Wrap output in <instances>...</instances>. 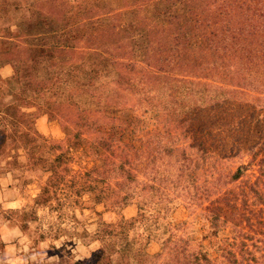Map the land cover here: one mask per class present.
I'll return each mask as SVG.
<instances>
[{"label":"rangeland","instance_id":"rangeland-1","mask_svg":"<svg viewBox=\"0 0 264 264\" xmlns=\"http://www.w3.org/2000/svg\"><path fill=\"white\" fill-rule=\"evenodd\" d=\"M34 1L0 0V52L12 48L9 31L14 30L15 23H28L40 15L38 11L29 9ZM120 1L127 8L123 9V15L103 19H106V24L122 25L124 30L121 27L117 30L107 29L104 34L105 46H109L115 56L130 58L127 54L136 55V52L141 56L144 54L142 43L138 42L141 34L144 35L142 40L155 41L157 38L159 41L163 39L160 33L162 28L150 25V29L145 31L144 27L152 24V18L148 22H139L138 12L128 5L134 0ZM108 3L114 5L112 0H108ZM171 3L166 0L153 8L152 14L161 12L174 15L176 9ZM189 31H194L192 25L183 24L185 37L174 41L173 47L176 44L180 49L184 47L190 58H198L204 52L212 55L214 50L210 44L200 39L203 44L197 48L198 38L194 37L195 32L190 35ZM169 44L171 47L172 42ZM226 54L219 52L223 57ZM108 55L97 59L101 65L95 68L96 73L91 74L94 78L93 88H96L93 92L95 98L77 86L85 80L86 75L82 80H77L64 70L54 74L48 69V72L46 64L49 63L45 58L36 59L42 61L36 65L34 72L28 68L29 63L25 70L22 68L19 71L9 60L0 59V264L131 263L132 260H139L136 257L140 247L147 246L151 254L158 252L161 242L172 229L182 234L193 248L218 260L220 244L232 236L234 229L230 225L214 234L208 222L207 208L211 206V201L220 199L218 196L222 194L212 196L209 201H202V197L195 199L200 196V192L197 195L194 188L204 180V164L194 175L189 169L180 176L166 157L153 164H146L147 161L142 165L140 163L139 184L135 190L130 187L134 197L123 205L119 199L126 191H121V186L114 188L115 180L121 182L123 176L118 171L113 173L114 165L103 162L95 154L92 134L81 135L76 122H65L64 118L51 113L48 97L52 95L51 100L64 102L70 97L76 98L83 108H93L98 115L100 112L97 110L103 109L104 101L98 107L96 102L109 92L120 96L123 104L131 103L127 90L122 89L126 85L113 84L117 80L116 69L102 65L108 60ZM242 59L246 61L244 54ZM152 60L156 67L163 70L172 65L171 62L168 66L160 65L154 57ZM170 60H174V57ZM214 60L216 64H221L224 58ZM189 67L176 66L172 69L171 75L177 78L154 79L149 86L153 90L156 85L155 91H152L153 101L162 102L159 110L163 113L166 112L165 108L176 114L181 111L187 123L179 129V134H185L187 142L201 140L211 153V162L218 164V169L223 173L233 172L249 162V149L260 139L259 136H264V101L255 100L253 96L256 94L241 88L242 85L221 81L215 76L208 77L210 72L202 69L204 66ZM230 71L226 68L224 73ZM243 71L235 75L249 78V75L255 74L253 69ZM47 73L51 80L59 81L48 94L40 84L35 85L41 79L45 80ZM146 77L151 81L150 76ZM183 78L186 79L181 80ZM64 80L69 85L63 84ZM112 105L115 104L112 102ZM112 108L109 117L126 113L121 107ZM149 116L146 115L145 123L151 122L147 120ZM105 121L112 122V119L107 117ZM145 126L139 125L137 129L140 133L129 134L125 140L131 142V137L145 134ZM151 128L149 125L148 129ZM254 169L246 170L244 176L229 183L226 190L236 192L247 182L252 183ZM95 170H98V174ZM263 186L264 182L259 183V190ZM217 203L225 204V199L221 198ZM250 206L256 211L259 208V205L252 206V203ZM251 215L252 228L264 230L255 221L256 212ZM238 226L249 230L248 224ZM125 237L133 243L127 245ZM134 238L141 240L135 241ZM126 255L130 259L125 260Z\"/></svg>","mask_w":264,"mask_h":264},{"label":"trees","instance_id":"trees-1","mask_svg":"<svg viewBox=\"0 0 264 264\" xmlns=\"http://www.w3.org/2000/svg\"><path fill=\"white\" fill-rule=\"evenodd\" d=\"M167 1L173 2L171 4L176 9L174 15L161 12L152 14L151 10L166 0H134L128 3L129 7L138 12L139 22H148L149 18H152V24L145 26V31L150 29V25L161 27L163 39L142 40L144 35L141 34L138 42L142 43L144 54L139 56L140 54L135 51L136 55L127 54L130 58H125L123 55H112L109 46H105L107 43L104 35L109 28L113 30L123 28L120 24H106V19H103L111 15L114 17L123 15V9L127 8L120 0H112L114 5L108 3V0H81L78 3L69 0H35L29 9L38 11L40 15L28 23L21 21L14 24V30L9 31L12 48L0 52V59L9 60L19 71L22 68L25 70L29 63L28 68L34 72L36 65L42 61L36 59L45 58L49 63L46 64L48 72L54 71L55 74L64 70L67 75L77 80H82L86 75L85 80L77 86L95 98L93 92L96 88H93L94 78L91 74L96 73L95 68L101 65L97 63V59L109 54L108 60L102 65H110L116 69L117 80H114L113 84L126 85L122 89L127 90L130 104H123L120 96H114L113 92H109L96 102L98 107L104 101L103 109L97 110L100 115L95 114L93 108H83L76 98L72 97H70L72 100L64 102L51 100L54 97L52 95L48 97V106L54 116L64 118L65 122L70 120L76 122L81 135L92 134L95 140V154L99 155L103 162L114 165L113 173L118 171L123 176L121 182L115 180L114 183V188L121 186L119 189L126 191L119 199L123 205L134 197L132 190L139 184L140 163L142 165L147 161L146 164H153L166 157L168 163L177 168L180 176L189 169L194 175L204 164V180L194 188L196 194L200 192V196L195 199L202 197V201H209L212 196L222 194L218 196L220 199L211 201V206L207 208L210 229L214 234L224 231L229 225L234 229L232 236L220 244L219 259L213 260L205 252L193 248L182 234L172 229L168 237L161 242L158 252L151 254L147 251V246L140 247L139 255L136 257L139 260H132L126 264H264V230H255L251 222L253 217L251 214L256 212L257 225L264 227V186L262 190L258 188L259 183L264 182V136H259L260 139L249 149L250 160L246 165L233 172L223 173L218 169V164L211 162V153L201 140L187 142L188 137L179 134V129L184 128L187 123L182 112L176 114L169 108H165L164 113L160 111L162 102L153 101L152 91H155L156 85L153 90L149 88L154 79L159 81L163 77L177 78L171 75L172 69L176 66H190L189 69L204 66L202 69L210 72L207 74L208 77L215 76L221 81L228 80L230 83L242 85L241 88L256 94L253 96L255 100L264 101V0ZM183 24H190L194 28L193 32L196 34L194 37L199 41L197 48L202 46V40H206L214 50L212 55L204 52L198 58H190L186 55L188 52L184 47L180 49L177 44L173 47L174 41L179 37H185L186 32L182 33ZM193 32L189 31V34ZM219 52L229 54L223 57ZM242 54L246 56V61L242 59ZM153 57L156 62L161 63L160 65L168 66L170 62L172 65L163 70L155 66ZM172 57L174 60L171 61ZM221 58H224L221 64L214 62V59ZM85 67H88L87 71ZM226 68L232 70L226 72L228 76L224 73ZM252 69L255 74L249 75V78H246V75L242 77L235 75L238 71H240L238 74H241L244 73L243 70ZM146 76H150L151 81ZM51 79L47 73L45 80L41 79L35 85L40 84L39 86L44 87L48 94L50 88L59 83ZM67 83L69 82L64 80L63 84ZM70 92L74 95L72 89ZM112 102L115 105H112ZM112 107H121L126 113L109 117ZM147 114H150L147 119L151 121L150 123H145ZM107 117L111 118L113 123L106 122ZM141 124H146L143 128L145 134L131 137V142L126 141L125 138L129 134L140 133L137 127ZM149 125L152 126L151 130L148 129ZM252 167L255 168L251 175L254 178L252 183L247 182L245 187H240L236 192L226 190L229 183L238 181L244 176V172ZM95 171L98 174V170ZM221 198L225 199V204L217 203ZM251 203L252 206L259 205L257 211L250 208ZM240 224H248L249 230L238 228ZM124 239L127 245L133 243L128 237ZM128 259L130 258L127 257L125 260Z\"/></svg>","mask_w":264,"mask_h":264}]
</instances>
